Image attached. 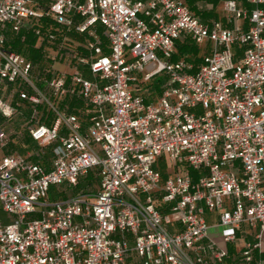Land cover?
<instances>
[{
  "label": "built area",
  "instance_id": "2783aa9c",
  "mask_svg": "<svg viewBox=\"0 0 264 264\" xmlns=\"http://www.w3.org/2000/svg\"><path fill=\"white\" fill-rule=\"evenodd\" d=\"M243 1L222 21L185 0H0V117L33 107L39 145L0 162V264H264V0ZM58 32L42 58L62 69L12 47ZM191 41L214 43L199 65ZM95 168L97 189L50 197Z\"/></svg>",
  "mask_w": 264,
  "mask_h": 264
},
{
  "label": "rangeland",
  "instance_id": "374dc122",
  "mask_svg": "<svg viewBox=\"0 0 264 264\" xmlns=\"http://www.w3.org/2000/svg\"><path fill=\"white\" fill-rule=\"evenodd\" d=\"M187 2V4L190 5V7L192 8V10L194 12H196L199 16H206L207 18H219L222 21H225V19L228 16V13L224 10L223 8V0H192L193 4H191V0H185ZM242 3H244L243 0H241ZM209 5L210 6H214V9H209ZM208 10H207V9ZM63 34V33H62ZM62 34H60V32H58V35L56 36V41L55 43H50L49 41H45L44 43L38 42L36 41L35 43V48H32L31 50H35V56L34 58H30L32 59L36 65H52L53 62L56 61H60L58 59V57L55 60L50 61L51 63L49 64V61H46L47 56H51V57H55L58 56V52L56 51V49L54 47H56L57 45L59 46V42H61V37ZM58 37V38H57ZM13 40V45H14V41L18 42L16 39V36L14 38H12ZM69 48L72 51H76L79 47V45L81 46H86L88 41H86L85 36L83 35H79V34H70L69 33ZM23 50H27L28 49V41H26V43L22 44ZM214 46V43H209L207 41L203 42V43H198L196 41H191L188 45L184 46V45H180L179 46V52H180V56H188V60L196 65H199L202 61V58L210 51V49ZM51 47V48H50ZM81 51V50H80ZM83 52L84 49H82ZM23 52V51H21ZM63 52V51H62ZM24 53V52H23ZM29 53H30V49H29ZM25 54V53H24ZM45 55V57L42 58V55ZM43 61V62H42ZM42 62V63H41ZM62 61L57 62V64H61ZM50 74V73H49ZM88 77H92L90 74H87ZM164 81V76L163 74L158 75L156 78H154L151 82L149 83H144L142 84V88L147 87L148 91H151V96L150 99L151 100H155V98H157L158 92L156 91V87L160 86L161 87V83ZM144 90V89H143ZM148 94H150V92H148ZM80 102V100H79ZM79 104L82 105V102H80ZM82 107H84V104L82 105ZM38 110L39 107H38ZM21 113H23V115H26L27 118H23L20 121H17L16 125H14L15 128V132L16 133H21V135H25V138H23V140H21L20 137L16 135H13L12 132H14L13 130V123H12V119H4L0 117V128L2 133L4 134V136H0V162L2 160V158L9 152L12 151H19V152H23V153H27L30 150H36L38 148L37 144L34 145L32 144L30 147H27L26 144H28V137H29V133H28V129H27V125L30 124V122L28 121L29 118L34 114V108L33 107H21L20 109ZM19 115V114H18ZM82 119H85L84 115H81ZM84 116V117H83ZM25 142V143H24ZM37 146V147H34ZM15 148V149H14ZM93 179L92 184L89 186H92L93 189H97L98 186V181H99V177L97 175V173L95 171L92 172V177ZM88 176H85L81 179L80 184L77 186L76 192H79L81 190H86L88 187ZM68 189V188H66ZM60 190L59 186L57 185H52L51 186V190H50V197L55 193L58 192ZM72 190H64L66 191L67 195L68 194H74ZM2 205L0 203V218L3 219L4 221H8V217L7 214L2 210ZM210 217V214L207 213V218ZM214 221H216V219H214ZM215 232L218 233L219 228L216 227ZM216 239L222 243V238L221 236H217ZM243 245V237L241 236L239 238V241L237 242L236 246L237 248H241V246ZM262 255H264V253H262ZM263 257V256H262ZM264 263V260H263Z\"/></svg>",
  "mask_w": 264,
  "mask_h": 264
},
{
  "label": "trees",
  "instance_id": "16d2710c",
  "mask_svg": "<svg viewBox=\"0 0 264 264\" xmlns=\"http://www.w3.org/2000/svg\"><path fill=\"white\" fill-rule=\"evenodd\" d=\"M188 1H190V0H188ZM191 4H193V1L191 0ZM193 6H194V4H193ZM18 42H16V41H14V45H13V42H12V47L13 48H15L16 50H18V51H23L26 55H28L29 57H31V58H34V57H36L35 56V50H36V48H35V43H36V41H37V39L33 36V35H27V41H28V44L29 45H27L28 46V49L27 50H23L22 49V47H23V43H21V42H19V40H17ZM184 46H186V45H184ZM32 48H35V50H31ZM29 49H30V53H29ZM144 90H143V92H144V94H146L147 95V97L148 98H150V96H151V91H148V89H147V87H144L143 88ZM156 91L158 92V93H160L161 92V87L160 86H158V87H156ZM148 92H150V94H148ZM24 107H27V104H24ZM18 117H23V118H27V116L26 115H23V113H20L19 115H18ZM13 121H15V118H13L12 119V122ZM16 123L17 122H15V123H13V131L14 132H12L13 133V135H16L17 134V136H19L20 134L19 133H16L15 132V128H14V125H16ZM28 141L31 143L30 145H32V144H35V143H32V138L31 137H28ZM37 144V143H36ZM37 146H38V148L36 149V150H34V153H35V155L37 154V152H38V150H39V145L37 144ZM37 146H34V147H37ZM15 149V148H14ZM12 152H15V151H12ZM12 152H9V153H12ZM9 153H7V154H9ZM38 158L37 159H40V160H42V161H45V157L44 156H37ZM93 171H95L96 173L98 172V170H97V168H95V169H93V170H91L90 172H89V174L87 175L88 176V179H89V182H88V185H91L92 184V181H93V179L91 178L92 177V172ZM99 182V181H98ZM77 189V188H76ZM74 192H76V190L74 189L73 190ZM64 196H67V193L65 192V191H58V192H55L52 196H51V198H56V197H58V198H62V197H64Z\"/></svg>",
  "mask_w": 264,
  "mask_h": 264
},
{
  "label": "crops",
  "instance_id": "0c3cea01",
  "mask_svg": "<svg viewBox=\"0 0 264 264\" xmlns=\"http://www.w3.org/2000/svg\"><path fill=\"white\" fill-rule=\"evenodd\" d=\"M207 9V8H206ZM208 10V9H207ZM207 16V15H206ZM206 16H201L202 18H204V19H207V17ZM182 43H180V45H181ZM189 44V43H188ZM179 45V46H180ZM178 56H180V52H179V54H178ZM57 67L58 68H60V69H62V68H64V66L62 65V64H57ZM22 118L21 117H15V121H13L12 123H15V122H17V121H20ZM18 137H20L21 138V140H23V138H25V135H19ZM29 137H30V135H29ZM25 143V142H24ZM32 143H35L34 141H33V139H32ZM29 144H31L29 141H28V144H26V146L27 147H30L29 146ZM34 145H36V143L34 144ZM15 152H19V151H15ZM29 152H33L34 153V150H30V151H28L27 153H29ZM19 153H21V154H27V153H23V152H19ZM47 156L49 157V154H47ZM210 214V217L208 218L210 221H214V219H216L217 220V214L216 213H209ZM215 222V221H214ZM212 235H215L216 237L217 236H219V231H218V233H216L215 231H213L212 232ZM241 236L243 237V239H247V238H251V235H249V229H248V227H247V225H244L243 226V229H242V233H241ZM263 256V260H264V255H262Z\"/></svg>",
  "mask_w": 264,
  "mask_h": 264
}]
</instances>
